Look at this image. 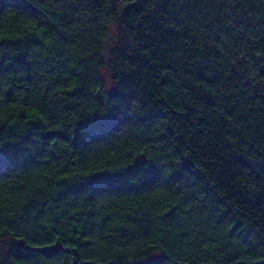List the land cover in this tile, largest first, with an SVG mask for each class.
<instances>
[{
	"label": "trees",
	"instance_id": "obj_1",
	"mask_svg": "<svg viewBox=\"0 0 264 264\" xmlns=\"http://www.w3.org/2000/svg\"><path fill=\"white\" fill-rule=\"evenodd\" d=\"M238 2L0 0V264H264V8Z\"/></svg>",
	"mask_w": 264,
	"mask_h": 264
},
{
	"label": "snow or ice",
	"instance_id": "obj_2",
	"mask_svg": "<svg viewBox=\"0 0 264 264\" xmlns=\"http://www.w3.org/2000/svg\"><path fill=\"white\" fill-rule=\"evenodd\" d=\"M128 2L135 5L137 3V0H128ZM151 2L152 0H140L142 9L146 8ZM245 3L249 4V6H253L252 0H239L238 3H233V10L238 7L243 8L246 15L251 17L252 13L249 12L247 8H244ZM254 6L257 8H264V0H259V2ZM109 7H114V5L109 4ZM124 7H127V5L125 4ZM255 22L264 25V13H261ZM167 26L168 25H165V27ZM255 55L256 57H258L255 63L259 67L260 71L252 75L251 86L257 98L259 100H264V48L256 51ZM232 63L235 65L237 61L233 60ZM6 102L7 101L5 97L3 95H0V105L5 104ZM261 106L264 107V104H262ZM0 147H3V145L0 144ZM177 163H179V161H177ZM262 172H264V169H262ZM244 180L248 181V183L243 184L242 181H237V183L243 184L245 191H247L250 196L256 198V196L259 195L260 199L264 201V175L245 176ZM12 226L13 225L10 223L7 217H0V243H7L10 241L11 238L8 236L7 233L8 228ZM19 239L22 240L23 237H19ZM59 239L60 237L57 236V241H59ZM55 243L56 241H53V244ZM51 246V244L48 245V247ZM139 258L141 260V264H163L164 261V257L159 252H149L148 250H142L139 254Z\"/></svg>",
	"mask_w": 264,
	"mask_h": 264
},
{
	"label": "rangeland",
	"instance_id": "obj_3",
	"mask_svg": "<svg viewBox=\"0 0 264 264\" xmlns=\"http://www.w3.org/2000/svg\"><path fill=\"white\" fill-rule=\"evenodd\" d=\"M2 246H4V244L3 243H0ZM139 264H141V262L139 263Z\"/></svg>",
	"mask_w": 264,
	"mask_h": 264
}]
</instances>
